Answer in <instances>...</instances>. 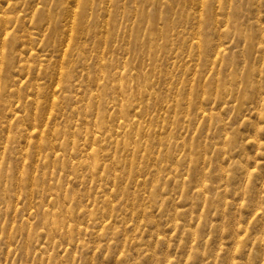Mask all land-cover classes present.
Here are the masks:
<instances>
[{
    "label": "rangeland",
    "instance_id": "1",
    "mask_svg": "<svg viewBox=\"0 0 264 264\" xmlns=\"http://www.w3.org/2000/svg\"><path fill=\"white\" fill-rule=\"evenodd\" d=\"M44 2L47 7H44L47 10L45 13L48 14L44 13V17L48 18L42 19V25L34 23L38 21L37 15L33 16L32 22H25L32 39H6L0 42V164L3 163L0 165V264H264V0ZM0 5L4 9L7 6L6 0H0ZM111 5L114 8L109 7ZM70 7L79 11L72 37L66 35L67 27H64ZM5 12L6 17L8 14L6 21H11L15 13L11 14L8 9ZM81 22H84L83 28H80ZM44 27L50 29V32L46 31L47 35L42 36L39 33L40 30L44 32ZM153 39H157L154 41L155 45ZM25 42L28 44L25 45ZM189 44L193 45L192 48ZM12 45L15 47L10 51ZM33 51L39 53L34 55ZM220 51L223 52L221 55ZM213 53L216 54L214 58ZM29 61L30 64L27 63ZM46 64L49 65L46 67ZM10 66L12 70L16 68L13 74ZM130 68L131 71L128 70ZM123 70L130 78L128 81ZM2 72L8 75L11 73V78L10 75L4 76ZM134 74H137V86ZM113 75L115 78L117 76L118 81ZM53 77L56 78L55 82ZM30 78L36 82L29 80ZM140 82H143L142 87ZM125 83L129 84L128 94L121 93L122 90L125 91ZM130 83L132 88H129ZM17 86L20 88H15ZM193 89H196V93ZM189 91L193 93L190 95ZM72 93L75 96H71ZM65 96L71 97L63 100ZM132 99L133 102L129 105L128 101L131 102ZM95 123L99 126L96 127ZM99 127L103 128L101 137L93 139L88 136L92 130L100 131ZM89 128L92 130L88 131ZM129 128L133 133L130 130L128 132ZM81 129L83 131L80 132ZM68 130L72 132L68 133ZM13 131L17 134H12ZM105 131L109 134H105ZM109 137L115 139V143ZM120 137H123V141ZM99 141L104 145L97 146L100 145ZM88 144L99 151V160L102 156L104 158L101 159L98 170L94 160L88 155L91 150ZM83 147L88 152L82 150ZM7 149L10 150L9 154ZM106 162L109 166H106ZM91 164L94 165L92 170ZM113 170L114 173L111 172ZM93 171H97V174L92 178ZM101 171L109 173L102 175ZM59 211H62L61 214ZM49 212L53 213L50 215ZM57 221L59 222L56 223Z\"/></svg>",
    "mask_w": 264,
    "mask_h": 264
},
{
    "label": "bare ground",
    "instance_id": "2",
    "mask_svg": "<svg viewBox=\"0 0 264 264\" xmlns=\"http://www.w3.org/2000/svg\"><path fill=\"white\" fill-rule=\"evenodd\" d=\"M39 1H41V2H39ZM44 1H46V0H6V5H7V6H6L4 9H2L3 6L1 7V5H0V42H1V40H6V39H11V41H12V39H18V38H21V39H22V38L32 39V34L27 30V28H26V27H27V24H25V22H29V23L32 22V20H33V16L37 15V16H38V21H39V22L36 20L37 22L35 21L34 23H35V24L41 23V25H42V22H43L42 19L44 20V18H45V17H44V13L47 12V10L45 11V9H46L47 7H46V5H44V3H45ZM104 1H105V0H104ZM115 1H116V3H117V0H114V2H115ZM206 1H207V0H206ZM208 1H209V0H208ZM42 2H43V5H41ZM78 2L80 3L81 0H78ZM114 2H111V3L113 4ZM65 3H66V1H65ZM70 3H71V2H70ZM83 3H84V1H83ZM86 3H88V2H86ZM100 3H102V2H100ZM108 3H109V2H108ZM111 3H110V4H111ZM159 3H161V2H159ZM203 3H204V2H203ZM205 3H206V2H205ZM4 4H5V3H4ZM4 4H2V5H4ZM75 4H76V2H75ZM139 4H140V3H139ZM168 4H169V2H168ZM199 4H200V3H199ZM68 5L70 6L69 3H68ZM79 5H80V4H79ZM79 5H78V6H79ZM104 5H105V4H104ZM113 5H114V4H113ZM113 5H111V6H109V7L112 8ZM72 6H73V5H72ZM84 6H85V3H84ZM98 6H99V5H98ZM126 6H127V5H126ZM44 7H45V9H44ZM85 7H86V6H85ZM88 7H89V6H88ZM92 7H93V6H92ZM107 7H108V6H107ZM127 7H128V6H127ZM220 7H221V6H220ZM48 8H49V7H48ZM99 8H100V6H99ZM113 8H114V6H113ZM1 9H2V10H1ZM7 9L10 11V13H11V12H12V13H15V14L11 17V21L9 20V22H11V23H9L8 21H6L7 18H8V14H7V17H6V15H5L6 12H5V10H7ZM49 9H50V8H49ZM67 9L69 10V8H67ZM85 9H86V8H85ZM91 9H92V8H91ZM95 9H96V8H95ZM100 9H101V8H100ZM102 9H103V8H102ZM104 9H106V7H105ZM203 9H204V8H203ZM68 10H67V11H68ZM80 10H81V6H80ZM96 10H97V9H96ZM98 10H99V9H98ZM113 10H114V9H113ZM131 10H132V9H131ZM110 11H112V10H110ZM50 12H51V11H50ZM78 12H79V11L76 12L75 9H73V8L71 9V7H70L69 15H68V17H67V18H68V21L64 24V27H65V26L67 27V32H68V34H66V35H68L69 37H72V30H74L75 21H76V19H78ZM83 12H84V11H83ZM104 12H105V11H104ZM106 12H107V11H106ZM12 13H11V14H12ZM84 13H85V12H84ZM116 13H117V12H116ZM204 13H205V12H204ZM1 14H2V15H1ZM9 15H10V14H9ZM45 15H48V14L45 13ZM49 15H50V13H49ZM217 15H218V14H217ZM79 16H81V15H79ZM82 16H83V15H82ZM82 16H81V17H82ZM87 16H88V15H87ZM90 16H91V15H90ZM107 16H108V15H107ZM81 17H80V19H81ZM122 17H123V16H122ZM47 18H48V17H47ZM47 18H45V19H47ZM65 18H66V17H65ZM102 18H103V17H102ZM210 18H211V16H210ZM56 19H57V18H56ZM52 20H53V19H52ZM62 20H63V19H62ZM143 20H144V19H143ZM256 20H257V19H256ZM41 21H42V22H41ZM55 21H56V20H55ZM64 21H65V20H64ZM81 21H82V20H81ZM149 21H150V20H149ZM215 21H216V20H215ZM227 21H228V20H227ZM84 22H85V21H84ZM84 22H83V23H84ZM87 22H88V20H87ZM106 22H107V21H106ZM144 22H146V21L144 20ZM83 23L81 22L82 26H81L80 28H83ZM133 23H134V22H133ZM10 24H11V26H10ZM43 24H44V23H43ZM47 24H48V23H47ZM79 24H80V23H79ZM81 24H80V25H81ZM50 25H52V22L50 23ZM77 25H78V24H77ZM141 25H142V24H141ZM34 26H35V25H34ZM113 26H114V25H113ZM49 27H51V26H49ZM61 27H63V26H61ZM64 27H63V28H64ZM108 27H109V26H108ZM47 28H48V27H47ZM86 28H87V27H86ZM106 28H107V27H106ZM212 28H213V27H212ZM40 29H41V28H40ZM51 29H52V27H51ZM58 29H59V28H58ZM58 29H57V30H58ZM76 29H78V27H76ZM84 29H85V27H84ZM109 29H110V28H109ZM179 29H180V28H179ZM32 30H34V29H32ZM49 30H50V29H45V27H44L42 31H44L45 33H44V32L42 33L41 30H40V33H39V34H41L42 36H45V35H47L46 31H49ZM54 30H55V28H54ZM64 30H66V29L64 28ZM107 30H108V29H107ZM231 30H232V29H231ZM234 30H235V29H234ZM30 31H31V30H30ZM77 31H79V30H77ZM80 31H81V30H80ZM103 31H104V30H103ZM159 31H160V29H159ZM215 31H216V30H215ZM31 32H32V31H31ZM34 32H35V31H34ZM37 32H38V31H37ZM49 32H50V31H49ZM49 32H48V33H49ZM100 32H101V31H99V33H100ZM104 32H105V31H104ZM104 32H103V33H104ZM107 32H108V31H107ZM107 32H106V33H107ZM152 32H154V31H152ZM196 32H197V31H196ZM219 32H220V31H219ZM242 32H243V31H242ZM73 33H74V32H73ZM103 33H102V34H103ZM150 33H151V31H150ZM57 34H58V31H57ZM63 34H64V31H63ZM91 34H92V33H91ZM146 34H147V33H146ZM194 34H195V33H194ZM196 34H197V33H196ZM199 34H200V33H199ZM199 34H198V36H199ZM37 35H38V34H37ZM74 35H76V34H74ZM77 35H78V34H77ZM140 35H141V34H140ZM150 35H151V34H150ZM188 35H189V34H188ZM241 35H242V34H241ZM241 35H240V36H241ZM196 36H197V35H196ZM33 37H34V35H33ZM35 37H36V35H35ZM48 37H49V36H48ZM63 37H64V36H63ZM154 37H155V35H154ZM231 37H232V36H231ZM233 37H234V36H233ZM61 38H62V37H61ZM65 38H67V37H65ZM120 38H121V37H120ZM145 38H146V37H145ZM240 38H241V37H240ZM246 38H247V37H246ZM202 39H203V38H202ZM23 40H25V39H23ZM54 40H55V39H54ZM69 40H70V39H69ZM73 40H74V39H73ZM73 40H72L71 42H73ZM141 40H142V39H141ZM145 40H146V39H145ZM151 40H152V39H151ZM155 40H157V39H155ZM155 40L153 39V42H154ZM11 41H10V42H11ZM33 41H34V40H33ZM41 41H42V40H41ZM46 41H47V39H46ZM195 41H196V40H195ZM16 42H17V41H16ZM147 42H148V41H147ZM155 42H156V41H155ZM155 42H154V45H155ZM180 42H181V41H180ZM180 42H179V44H180ZM22 43H23V42H22ZM26 43H27V42H25V45H26ZM36 43H37V42H36ZM67 43H68V42H67ZM151 43H152V41H151ZM197 43H198V42H197ZM220 43H221V42H220ZM252 43H253V42H252ZM4 44H5V42H4ZM10 44H11V43H10ZM16 44H17V43H16ZM27 44H28V43H27ZM30 44H31V41H30ZM33 44H34V42H33ZM79 44H80V43H79ZM92 44H93V43H92ZM183 44H186V43H183ZM222 44H223V43H222ZM258 44H259V43H258ZM1 45H2V44H1ZM6 45H7V44H6ZM25 45H24V46H25ZM59 45H60V44H59ZM140 45H142V44H140ZM171 45H172V44H171ZM220 45H221V44H220ZM3 46H4V45H3ZM3 46H2V47H3ZM16 46H17V45H16ZM37 46H38V45H37ZM42 46H43V45H42ZM70 46H71V45H70ZM152 46H153V45H152ZM174 46H175V45H174ZM182 46H183V45H182ZM189 46H190V44H189ZM191 46H193V45H191ZM191 46H190V47H191ZM221 46H222V45H221ZM253 46H255V45H253ZM10 47H12V49L10 50V51H12V50H13V47H15V46L12 45V46H10ZM20 47H21V46H20ZM20 47H19V48H20ZM22 47H23V46H22ZM27 47H28V46H27ZM27 47H26V48H27ZM34 47H35V46H34ZM54 47H55V46H54ZM62 47H63V46H62ZM62 47H60V48L62 49ZM7 48H8V47L5 48V52H6ZM16 48H17V47H16ZM16 48H15V49H16ZM30 48H31V47H30ZM73 48H74V46H73ZM134 48H135V47H134ZM137 48L139 49V47H137ZM174 48H175V47H174ZM191 48H192V47H191ZM215 48H216V46H215ZM218 48L220 49L221 47H218ZM218 48H217V49H218ZM225 48H226V47H225ZM259 48L261 49V47H259ZM263 48H264V47H263ZM263 48H262L261 50H263ZM9 49H10V48H9ZM33 49H34V48H33ZM55 49H56V47H55ZM141 49H142V48H141ZM145 49H146V48H145ZM205 49H206V47H205ZM205 49H204V50H205ZM223 49H224V48H223ZM17 50H20V49L17 48ZM17 50H16V51H17ZM28 50H32V49H28ZM34 50H35V49H34ZM178 50H179V49H178ZM190 50H191V49H190ZM225 50H226V49H225ZM252 50H253V49H252ZM261 50H260V51H261ZM55 51H56V50H55ZM70 51H71V50H70ZM72 51H73V50H72ZM197 51H198V50H197ZM209 51H210V50H209ZM222 51H223V50H222ZM222 51H220V55H221V52H222ZM8 52H9V51H8ZM19 52H20V51H19ZM19 52H18V53H19ZM36 52H37V51H36ZM36 52H35V53H36ZM63 52H64V51H63ZM188 52H189V50H188ZM194 52H195V51H194ZM253 52H254V51H253ZM263 52H264V51H263ZM0 53H1V52H0ZM24 53H25V52H24ZM27 53H28V52H27ZM30 53H31V52H30ZM32 53H34V51H33ZM35 53H34V55H35ZM37 53H39V52H37ZM58 53H59V52H58ZM68 53H69V52H68ZM152 53H154V52H152ZM203 53H204V52H203ZM216 53H217V51H216ZM222 53H223V52H222ZM259 53H260V52H259ZM261 53H262V52H261ZM4 54H5V53H4ZM13 54H15V53H13ZM45 54H46V53H45ZM45 54H44V55H45ZM73 54H74V53H73ZM79 54H80V53H79ZM204 54H205V53H204ZM0 55H1V54H0ZM7 55H10V54H7ZM18 55L20 56V54H18ZM23 55H24V54H23ZM29 55H30V54H29ZM32 55H33V54H32ZM40 55H42V54H40ZM70 55H71V54H70ZM77 55H78V52H77ZM149 55H151V54H149ZM160 55H161V54H160ZM163 55H164V54H163ZM215 55H216V54H215ZM215 55H214V53H213V58L215 57ZM5 56H6V54H5ZM12 56H13V55H12ZM12 56H11V57H12ZM26 56H27V55H26ZM38 56H39V55H38ZM42 56H43V55H42ZM48 56H50V55H48ZM67 56H68V55H67ZM151 56H152V55H151ZM151 56H150V58H151ZM0 57H1V56H0ZM15 57H16V56H15ZM15 57H14V58H15ZM20 57H21V56H20ZM30 57H31V55H30ZM39 57H40V56H39ZM44 57H45V56H44ZM52 57L54 58L53 55H52ZM222 57H223V55H222ZM14 58H13V59H14ZM22 58H23V60H24V57H22ZM50 58H51V57H50ZM81 58H82V57H81ZM139 58H141V57H139ZM145 58H146V57H145ZM156 58H157V57H156ZM262 58H263V56H262ZM7 59H8V58H7ZM11 59H12V58H11ZM11 59H10L9 61H11ZM34 59H35V58H34ZM78 59H79V56H78ZM128 59H129V58H127V61L129 62L130 59H129V60H128ZM4 60H5V59H4ZM38 60H39V59H38ZM43 60H44V59H43ZM43 60H42V61H43ZM47 60H48V59H47ZM51 60H52V58H51ZM53 60H54V59H53ZM56 60H57V59H56ZM65 60H66V58H65ZM71 60H72V59H71ZM125 60H126V59H125ZM151 60H152V58H151ZM211 60H212V59H211ZM13 61H14V60H13ZM20 61H22V60H20ZM20 61H19V64H20ZM69 61H70V60H69ZM76 61H77V60H76ZM166 61H167V60H166ZM188 61H189V60H188ZM209 61H210V60H209ZM3 62H4V61H3ZM6 62H8V61H6ZM11 62H12V61H11ZM11 62H9V63L12 64ZM37 62H38V61H37ZM48 62H49V61H48ZM60 62H61V60H60ZM177 62H178V61H177ZM212 62H213V61H212ZM4 63H5V62H4ZM23 63H24V62H23ZM27 63L30 64V61L27 62ZM33 63H34V62H33ZM33 63H31V64L33 65ZM45 63H46V60H45ZM57 63H58V62H57ZM70 63H71V61H70ZM124 63H126V64H127L126 66H128V63H127L126 61H125ZM129 63H130V62H129ZM172 63H173V62H172ZM175 63H176V61H175ZM182 63H183V62H182ZM216 63H217V62H216ZM216 63H215V64H216ZM0 64H1V63H0ZM15 64H16V61H15ZM35 64H37V63H35ZM43 64H44V63H43ZM55 64H56V63H55ZM59 64H60V63H59ZM61 64H62V63H61ZM61 64H60V65H61ZM64 64H65V61H64ZM76 64H77V63H76ZM141 64H142V63H141ZM141 64H139V65H141ZM156 64H157V63H156ZM189 64H190V63H189ZM213 64H214V63H213ZM21 65H22V63H21ZM26 65H27V64H26ZM32 65H30V66L32 67ZM40 65L42 66V64H40ZM48 65H49V64H46V67H47ZM65 65L67 66L68 64H65ZM73 65H74V64H73ZM143 65H144V64H143ZM172 65H175V64H172ZM211 65H212V64H211ZM211 65H210V66H211ZM0 66H1V65H0ZM4 66H5V64H4ZM16 66H17V65H15V67H16ZM18 66H19V65H18ZM24 66H25V64H24ZM54 66H55V65H54ZM66 66H64V67H66ZM68 66H69V65H68ZM68 66H67V67H68ZM126 66H125V67H126ZM141 66H142V65H141ZM148 66H149V65H148ZM187 66H188V65H187ZM2 67H3V65H2ZM10 67H11V70H12V66H10ZM15 67H13V68H15ZM19 67H21V66H19ZM27 67H28V66H27ZM39 67H40V66H39ZM50 67H51V66H50ZM72 67H73V66H72ZM152 67H153V66H152ZM152 67H150V69H151ZM181 67H182V66H181ZM212 67H213V66H212ZM212 67H211V68H212ZM229 67H230V66H229ZM242 67H243V66H242ZM28 68H29V67H28ZM62 68H63V67H62ZM126 68H127V67H126ZM135 68H137V67H134V69H135ZM139 68H140V66H139ZM142 68H143V66H142ZM144 68H145V66H144ZM146 68H147V67H146ZM156 68H157V67H156ZM189 68H190V67H189ZM5 69H6V68H5ZM15 69H16V68H15ZM15 69H13V70H15ZM19 69H20V68H18V71H19ZM25 69H26V67H25ZM30 69H31V68H30ZM36 69H37V68H36ZM59 69H60V68H59ZM71 69H72V68H71ZM123 69H124V65H123ZM180 69H181V68H180ZM241 69H242V68H241ZM250 69H252V68H250ZM3 70H4V69H3ZM8 70H9V69H8ZM13 70H12V72H11L12 74L14 73ZM65 70H66V68H65ZM128 70L131 71V68L128 69ZM132 70H133V69H132ZM142 70H143V69H142ZM152 70H153V69H152ZM196 70H197V69H196ZM213 70H214V67H213ZM213 70H212V71H213ZM256 70H257V69H256ZM32 71H33V68H32ZM32 71H30V73H31ZM37 71H38V70H37ZM39 71H40V70H39ZM69 71L72 72V70H69ZM74 71H75V69H74ZM103 71H104V70H103ZM120 71H121V70H120ZM123 71H124V70H123ZM136 71H137V70H136ZM138 71H141V70L138 69ZM202 71H203V70H202ZM212 71H211V72H212ZM15 72H16V70H15ZM21 72H22V73H21ZM21 72H20V73L23 75V71H21ZM66 72H67V71H66ZM66 72H65V74H66ZM71 72H70V74H71ZM118 72H119V71H118ZM127 72H128V71H127ZM4 73H5V72H4ZM4 73L2 72V74H4ZM9 73H10V72H9ZM11 73H10V74H11ZM17 73H19V72H17ZM24 73H25V72H24ZM34 73H35V72H34ZM38 73H39V72H38ZM74 73H75V72H74ZM74 73H73V74H74ZM77 73H79V72H77ZM107 73H108V72H107ZM109 73H110V72H109ZM121 73H122V72H121ZM130 73H131V72H130ZM251 73H252V72H251ZM255 73H256V72H255ZM255 73H254V74H255ZM10 74H9V75H10ZM12 74H11V75H12ZM31 74H32V73H31ZM40 74H41V73H40ZM63 74H64V73H63ZM81 74H82V73H81ZM83 74H84V73H83ZM115 74H116V73H115ZM124 74H125L124 76L127 75V73H125V71H124ZM132 74H133V73H132ZM194 74H195V73H194ZM212 74H213V72H212ZM236 74L238 75V73H236ZM236 74H235V76H236ZM256 74H257V73H256ZM5 75H6V76H9L8 74H4V76H5ZM11 75H10V78H11ZM16 75H17V74H16ZM37 75H38V74H37ZM88 75H89V74H88ZM116 75H118V74H116ZM136 75H137V74H136ZM136 75L134 74V78H135ZM144 75H145V74H144ZM195 75H197V73H196ZM30 76H32V75H30ZM69 76H71V75H69ZM69 76H68V79L70 78ZM100 76H101V74H100ZM106 76L108 77V75H106ZM120 76H121V75H120ZM124 76H123V77H124ZM140 76H141V75H140ZM235 76H234V77H235ZM257 76H258V75H257ZM257 76H256V77H257ZM1 77H2V75H1ZM24 77H25V76H24ZM34 77H35V76H34ZM61 77H62V76H61ZM107 77H106V78H107ZM113 77H114V75H113ZM126 77H127V76H126ZM136 77H137V76H136ZM193 77H194V76H193ZM203 77H204V76H203ZM207 77H208V76H207ZM254 77H255V76H254ZM13 78H14V77H13ZM18 78H19V77H18ZM22 78H23V77H22ZM37 78H38V77H37ZM41 78H42V77H41ZM41 78H40V79H41ZM43 78H44V77H43ZM50 78H51V77H50ZM58 78H59V76H58ZM66 78H67V75H66ZM66 78H65V79H66ZM71 78H72V77H71ZM102 78H103V77H102ZM114 78H115V77H114ZM116 78H117V76H116ZM116 78H115V80H117ZM118 78H119V77H118ZM128 78H129V77H127V81H128ZM145 78H146V77H145ZM197 78H198V77H197ZM239 78H240V77H239ZM4 79H6V77H5ZM55 79H56V78H55ZM55 79H54V77H53V81H54V82H55ZM98 79H100L99 76H98ZM108 79L110 80V77H109ZM123 79H124V78H122V81H123ZM129 79H130V78H129ZM135 79H136V78H135ZM138 79H139V78H138ZM147 79H148V77H147ZM172 79H173V78H172ZM204 79H205V78H204ZM29 80H32V79L30 78ZM63 80H64V79H63ZM63 80H62V82H63ZM100 80H101V79H100ZM112 80H113V79H112ZM131 80H132V79H131ZM131 80H130V81H131ZM145 80H146V79H144V81H145ZM185 80H186V79H185ZM236 80H237V79H236ZM2 81H3V80H2ZM8 81H9V80H8ZM15 81H16V80H15ZM32 81H35V80L33 79ZM38 81H39V79H38ZM103 81H104V79H103ZM106 81H107V79H106ZM117 81H118V80H117ZM119 81H120V80H119ZM122 81H121V82H122ZM125 81H126V80H125ZM127 81H126V82H127ZM130 81H129V82H130ZM142 81H143V80H142ZM144 81H143V82H144ZM148 81H150V80H148ZM193 81H194V80H193ZM234 81H235V79H234ZM20 82H22V81L20 80ZM25 82H28V81L26 80ZM25 82H24V83H25ZM35 82H36V81H35ZM58 82H60V81H58ZM64 82H65V81H64ZM64 82H63V83H64ZM68 82H69V81H68ZM101 82H102V81H101ZM104 82H105V81H104ZM115 82H116V81H115ZM136 82H138L137 79H136V81H135V84H136V86H137V83H136ZM143 82H140V83H141V87H142ZM146 82H147V81H146ZM158 82H159V81H158ZM189 82H191V81L189 80ZM223 82H224V81H223ZM254 82H255V81H254ZM254 82H253V83H254ZM29 83H30V81H29ZM63 83H62V84H63ZM65 83H66V82H65ZM69 83H70V82H69ZM105 83H106V82H105ZM108 83H109V82H108ZM140 83H139V84H140ZM150 83H151V82H150ZM150 83H148V84L151 85ZM174 83H175V82H174ZM181 83H182V81H181ZM183 83H184V82H183ZM211 83H212V82H211ZM3 84H4V83H3ZM6 84H7V83H6ZM22 84H23V82L21 83V85H22ZM35 84H36V83H35ZM37 84L39 85V83H37ZM60 84H61V83H60ZM109 84H110V83H109ZM120 84H121V83H120ZM125 84H126V83H125ZM130 84H131V86H130L129 88H132V83H130ZM148 84H146V85H148ZM169 84H172V83H169ZM184 84H185V83H184ZM186 84H187V83H186ZM186 84H185V85H186ZM212 84H213V83H212ZM236 84H237V82H236ZM238 84H239V83H238ZM243 84H244V83H243ZM33 85H34V84H33ZM38 85H37V86H38ZM64 85H65V84H64ZM66 85H67V84H66ZM101 85H102V84H100V86H101ZM105 85H106V84H105ZM127 85L129 86V84L127 83L126 86H125L126 88H124L125 91L122 90L121 93H122V92H125V93L128 94V92H127V91H128V89H127L128 86H127ZM153 85H154V84H153ZM153 85H152V86H153ZM199 85H200V84H199ZM218 85H219V84H218ZM222 85H223V84H222ZM224 85H225V84H224ZM4 86H5V84H4ZM7 86H8V85H7ZM18 86H19V85H18ZM18 86L15 87V88L19 89L20 87L18 88ZM69 86H70V85H69ZM106 86H107V85H106ZM109 86H110V85H109ZM109 86H108V88H109ZM113 86H114V84H113ZM120 86H121V85H120ZM120 86H119V87H120ZM197 86H198V85H197ZM197 86H196V88H198ZM240 86H241V85H240ZM10 87H11V86H10ZM10 87H9V88H10ZM22 87H23V86H22ZM26 87H28V86H26ZM31 87L34 88L33 86H31ZM54 87H56V86H54ZM54 87H53V88H54ZM58 87H59V86H58ZM58 87H56V88H58ZM60 87H61V86H60ZM119 87H118V88H119ZM123 87H124V83H123ZM123 87H122V89H123ZM147 87H148V86H146V88H147ZM184 87H186V86H184ZM201 87H204V85H203V86L201 85ZM210 87H211V84H210ZM221 87H222V86H221ZM221 87H220V89H221ZM251 87H252V86H251ZM0 88H1V87H0ZM5 88H6V86H5ZM11 88H12V87H11ZM24 88H25V87H24ZM28 88H29V87H28ZM35 88H36V86H35ZM38 88H39V87H38ZM63 88H64V87H63ZM104 88H105V86H104ZM120 88H121V87H120ZM144 88H145V87H144ZM182 88H183V87H182ZM216 88H217V87H216ZM2 89H3V87H2ZM7 89H8V88H7ZM142 89H143V88H142ZM142 89H141V92L143 93ZM149 89H150V88H149ZM202 89H203V88H202ZM220 89H219V90H220ZM229 89H230V88H229ZM237 89H238V88H237ZM3 90L6 91L5 89H3ZM3 90H2V92H3ZM8 90H10V89H8ZM14 90H15V89H14ZM14 90H13V91H14ZM28 90H29V89H28ZM30 90H31V89H30ZM36 90H37V89H36ZM39 90H40V88H39ZM63 90H65V88H64ZM102 90H103V87H102ZM120 90H121V89H120ZM193 90H194V89H193ZM195 90H196V89H195ZM195 90H194V91H195ZM223 90H224V89H223ZM226 90H227V89H226ZM255 90H256V88H255ZM33 91H35V89H34ZM56 91H57V90H56ZM76 91H77V89H76ZM130 91H131V90H130ZM135 91H136V89H135ZM135 91H133V93H136ZM138 91H139V89H138ZM146 91H147V90H146ZM201 91H202V90H201ZM201 91H200V92H201ZM0 92H1V91H0ZM19 92H20V90L18 91V93H19ZM54 92H55V91H54ZM54 92H53V93H54ZM97 92H98V91H97ZM99 92H100V91H99ZM101 92H102V91H101ZM131 92H132V91H131ZM224 92H226V91H224ZM230 92H231V89H230V91H229L228 93H230ZM5 93H6V92H5ZM9 93H10V92H9ZM11 93H12V92H11ZM16 93H17V92H16ZM33 93H34V92H33ZM35 93H36V92H35ZM44 93H45V92H44ZM60 93H61V92H60ZM60 93H59V95H60ZM91 93H92V92H91ZM103 93H104V92H103ZM133 93H132V94H133ZM149 93H150V91H149ZM189 93H190V91H189ZM191 93H193V91H192ZM191 93H190V95H191ZM195 93H196V91H195ZM195 93H194V94H195ZM228 93H227V94H228ZM13 94H14V93H13ZM29 94H30V93H28V95H29ZM31 94H32V93H31ZM40 94H41V93H40ZM40 94H39V95H40ZM63 94H65V93H63ZM96 94H97V93H96ZM127 94H126V95H127ZM132 94H131V95H132ZM204 94H205V93H204ZM3 95H4V92H3ZM48 95H49V94H48ZM50 95H51V94H50ZM50 95H49V96H50ZM54 95H55V94H54ZM61 95H62V94H61ZM99 95H101V94H99ZM107 95H108V94H107ZM120 95H121V94L119 93V96H120ZM126 95L124 94V96H126ZM140 95H141V94H140ZM142 95H144V94H142ZM146 95H147V94H146ZM149 95H150V94H149ZM195 95H196V94H195ZM198 95H199V94H198ZM205 95H206V94H205ZM1 96H2V94H1ZM1 96H0V97H1ZM4 96H6V95H4ZM8 96H9V95H8ZM13 96H14V95H13ZM18 96H19V94H18ZM34 96H35V95H34ZM42 96H43V95H42ZM45 96H46V94H45ZM71 96H75V95H73V93H72ZM71 96H65V97H63V100H64V98H66V97L68 98V97H71ZM95 96H96V95H95ZM136 96H138V94H137ZM31 97H32V95H31ZM36 97H37V96H36ZM53 97H54V96H53ZM90 97H91V96H90ZM127 97H128V95H127ZM131 97H133V96H131ZM131 97H130V100H131ZM142 97H143V96H142ZM201 97H202V96H201ZM12 98H13V97H12ZM14 98H15V97H14ZM26 98H28V97L26 96ZM55 98H56V97H55ZM76 98H77V97H76ZM78 98H79V97H78ZM80 98H81V97H80ZM91 98H92V97H91ZM122 98H123V97H122ZM134 98H135V96H134ZM136 98H137V97H136ZM192 98H193V97H192ZM207 98H208V97H207ZM219 98H220V97H219ZM219 98H218V99H219ZM50 99H51V98H50ZM61 99H62V98H61ZM94 99H95V98H94ZM102 99H103V98H102ZM117 99H119V98H117ZM126 99H127V98H126ZM128 99H129V98H128ZM142 99H143V98H142ZM148 99H149V98H148ZM176 99H177V98H176ZM210 99H211V97L209 98V101H210ZM23 100H24V99H23ZM29 100H30V99H29ZM36 100H37V99H36ZM36 100H35V101H36ZM78 100H79V99H78ZM82 100H83V98H82ZM130 100H129V101H130ZM134 100H135V99H134ZM143 100H144V99H143ZM152 100H153V99H152ZM178 100H179V99H178ZM194 100H195V99H194ZM200 100H201V99H200ZM207 100H208V99H207ZM26 101H27V100H26ZM35 101H34V102H35ZM39 101H40V100H39ZM42 101H43V100H42ZM47 101H48V100H47ZM47 101H46V103H48ZM61 101H62V100H61ZM76 101H77V100H76ZM86 101H87V99H86ZM89 101H90V100H89ZM93 101L95 102V100H93ZM97 101H98V100H97ZM105 101H106V99H105ZM105 101H104V103H105ZM114 101H115V100H114ZM127 101H128V100H127ZM129 101H128V103H129V105H130V103L133 102V99H132L131 102H129ZM136 101H137V100H136ZM138 101H139V100H138ZM190 101H192V100H189V102H190ZM202 101H203V98H202ZM260 101H261V99H260ZM260 101H259V102H260ZM49 102H50V101H49ZM51 102H53V101H51ZM51 102H50V103H51ZM79 102H80V101H79ZM79 102H78V103H79ZM90 102H91V101H90ZM124 102H125V101H124ZM177 102H178V101H177ZM183 102H185V101H183ZM187 102H188V101H187ZM263 102H264V101H263ZM18 103H19V102H18ZM32 103H33V102H32ZM32 103H31V104H32ZM35 103H36V102H35ZM58 103H60V102H58ZM97 103H98V102H97ZM109 103H110V102H109ZM111 103H112V102H111ZM205 103H206V102H205ZM205 103H204V104H205ZM207 103H208V102H207ZM211 103H212V102H211ZM213 103H214V102H213ZM7 104H8V103H7ZM86 104H87V103H86ZM102 104H103V103H102ZM125 104H127V103H125ZM176 104H177V103H176ZM181 104H182V103H181ZM183 104H184V103H183ZM186 104H187V103H186ZM202 104H203V103H202ZM0 105H1V104H0ZM8 105H9V104H8ZM10 105H11V103H10ZM33 105H34V104H33ZM41 105H43V104H41ZM115 105H116V104H115ZM129 105H128V106H129ZM200 105H201V104H200ZM209 105H211V104H209ZM1 106H2V105H1ZM11 106H12V105H11ZM38 106H39V105H38ZM48 106H49V105H48ZM60 106H61V104H60ZM88 106H89V105H88ZM98 106H99V103H98ZM108 106H111V105H108ZM108 106H107L106 110L108 109ZM113 106H114V105H113ZM116 106H117V105H116ZM119 106H120V102H119ZM123 106H124V104H123ZM123 106H122V108H125V107H123ZM125 106H126V105H125ZM132 106L134 107V103H133ZM132 106H131V107H132ZM12 107H13V106H12ZM33 107H34V106H33ZM35 107H36V106H35ZM57 107H59V106H57ZM67 107H68V106H67ZM85 107H86V106H85ZM90 107H91V106H90ZM93 107H94V106H93ZM96 107H97V106H96ZM133 107H132V108H133ZM259 107H260V106H259ZM38 108H40V107H38ZM51 108H52V107H51ZM62 108H63V107H62ZM111 108L113 109V107H111ZM120 108H121V107H119V109H120ZM200 108H202V107H200ZM200 108H198V110H199ZM207 108H208V107H207ZM216 108H217V107H216ZM10 109H11V108H10ZM55 109H56V108H55ZM58 109H59V108H58ZM84 109H85V108H84ZM87 109H88V107H87ZM116 109H117V108H116ZM129 109H130V108H129ZM184 109H186V108H184ZM1 110H2V109H1ZM5 110H6V109H5ZM32 110H33V108H32ZM51 110H52V109H51ZM59 110H60V109H59ZM59 110H58V112H59ZM80 110H81V109H80ZM110 110H111V109H110ZM117 110H118V109H117ZM117 110H116V111H117ZM127 110H128V109H127ZM135 110H136V109H135ZM198 110H197V112H198ZM11 111H12V109H11ZM84 111H85V110H84ZM103 111H104V110H103ZM103 111H101V112H103ZM119 111H121V110H119ZM125 111H126V110H124V113H126ZM128 111H130V110H128ZM131 111H132V110H131ZM133 111H134V108H133ZM136 111H137V110H136ZM136 111H135V112H136ZM189 111H190V110H189ZM189 111H188L187 115H189ZM203 111H205V109H204ZM215 111H216V109H215ZM14 112H16V111H14ZM30 112H31V111H30ZM91 112H92V111H91ZM96 112H97V110H96ZM107 112H108V111H107ZM113 112H114V111H113ZM201 112H202V111H201ZM206 112H207V111H206ZM209 112H210V111H209ZM20 113H21V112H20ZM32 113H33V111H32ZM50 113H51V112H50ZM52 113H53V112H52ZM98 113H99V112H98ZM118 113H120V112H118ZM124 113H123V115H126V114H124ZM174 113H175V112H174ZM202 113H203V112H202ZM212 113H213V115H215L214 112H212ZM249 113H250V112H249ZM7 114H8V113H7ZM64 114H65V112H64ZM89 114H91V113L89 112ZM96 114H97V113H96ZM132 114H133V113H132ZM134 114H135V113H134ZM136 114H137V112H136ZM136 114H135V115H136ZM142 114H143V113H142ZM9 115H10V114H9ZM11 115H12V114H11ZM14 115H15V114H14ZM27 115H28V114H27ZM29 115H31V114H29ZM57 115H58V113L56 114V116H57ZM91 115H92V114H91ZM97 115H98V114H97ZM97 115H96V118H97ZM101 115H102V114H101ZM105 115H106V114H105ZM112 115H113V113H112ZM180 115H181V114H180ZM198 115H199V114H198ZM200 115H202V114H200ZM209 115H210V114H209ZM16 116H17V114H16ZM16 116H15V118H16ZM20 116H22V115H20ZM31 116H32V115H31ZM56 116H54V117H56ZM78 116H79V115H77V117H78ZM80 116H81V114H80ZM80 116H79V117H80ZM88 116H89V115H88ZM92 116H93V115H92ZM107 116H108V115H107ZM109 116H110V115H109ZM109 116H108V117H109ZM116 116H117V114H116ZM121 116H122V115H121ZM129 116H130V115H129ZM173 116H174V115H173ZM17 117H18V116H17ZM25 117H26V116H25ZM45 117H47V115H45ZM94 117H95V116H94ZM94 117H93L92 120H94ZM105 117H106V116H105ZM117 117H118V116H117ZM133 117H134V116H133ZM135 117H136V116H135ZM148 117H149V116H148ZM166 117H167V116H166ZM200 117H201V116H200ZM203 117H204V116H203ZM203 117H202V118H203ZM210 117H211V116H210ZM218 117H219V114H218ZM80 118H82V116H81ZM85 118H86V117H85ZM90 118H91V117H90ZM106 118H107V117H106ZM111 118H112V117H111ZM111 118H110V120H111ZM119 118H120V117H119ZM124 118H125V117H124ZM126 118H127V117H126ZM169 118H170V117H169ZM208 118H209V116H208ZM26 119H27V118H26ZM28 119H29V118H28ZM51 119H52V117H51ZM114 119H115V118H114ZM150 119H151V118H150ZM166 119H167V118H166ZM178 119H179V118H178ZM210 119H211V118H210ZM23 120H24V119H23ZM32 120H34L33 117H32ZM44 120H45V118H44ZM44 120H43V121H44ZM47 120H48V119H47ZM53 120H55V119H53ZM57 120H58V119H57ZM82 120H83V118H82ZM87 120H89V118H88ZM87 120H86V121H87ZM120 120H121V119H120ZM122 120H123V118H122ZM124 120H125V119H124ZM127 120H128V118L126 119V121H127ZM134 120H135V119H134ZM4 121H5V120H4ZM10 121H11V117H10ZM18 121H19V120H18ZM20 121H21V120H20ZM30 121H31V120H30ZM64 121H65V120H64ZM99 121H101V120H99ZM104 121H105V120H104ZM129 121H130V119H129ZM129 121H128V122H129ZM138 121H139V120H138ZM153 121H154V120H153ZM160 121H161V120H160ZM165 121H166V120H165ZM95 122H96V121H95ZM111 122H112V121H111ZM115 122H116V121H115ZM131 122H132V120H131ZM151 122H152V121H151ZM161 122H162V121H161ZM6 123H7V122H6ZM10 123H11V122H10ZM37 123H38V122H37ZM47 123H48V122H47ZM50 123H51V122H50ZM59 123H60V122H59ZM93 123H94V122H93ZM99 123H100V122H99ZM99 123H98V124H99ZM113 123H114V120H113ZM113 123H112V124H113ZM116 123H117V122H116ZM118 123H119V122H118ZM125 123H126V126H127V125H128L127 122H125ZM133 123H134V122H133ZM172 123H173V121H172ZM222 123H223V122H222ZM15 124H16V123H15ZM57 124H58V123H57ZM87 124H88V121H87ZM101 124H104V122H103V123L101 122ZM101 124H100V125H101ZM105 124H106V122H105ZM109 124H110V123H109ZM139 124H140V123H139ZM142 124H143V123H142ZM142 124H141V125H142ZM5 125H6V124H5ZM5 125H4V126H5ZM76 125H77V124H76ZM81 125H82V123H81ZM88 125H90V124H88ZM107 125H108V123H107ZM123 125H124V124H123ZM123 125H122V127H123ZM143 125H144V124H143ZM175 125H176V124H175ZM43 126H44V125H43ZM46 126H47V125H46ZM73 126H74V125H73ZM95 126H96V123H95ZM97 126H99V125H97ZM97 126H96V127H97ZM113 126H115V125H113ZM130 126H131V125H130ZM138 126H139V125H138ZM152 126H153V124H152ZM152 126H151V127H152ZM2 127H3V126H2ZM34 127H35V126H33L32 129H33ZM40 127H41V126H40ZM48 127H49V126H48ZM51 127H52V126H51ZM68 127H69V126H68ZM70 127H71V125H70ZM70 127H69V128H70ZM77 127H78V126H77ZM83 127H84V125H83ZM88 127H89V126H88ZM100 127H101V126H100ZM100 127H99V128H100ZM108 127H109V125H108ZM115 127H117V126H115ZM122 127H121L120 129H121L122 133L125 134V131H123V128H124V127H123V128H122ZM133 127L135 128V125H134ZM136 127H137V126H136ZM140 127H141V126H140ZM147 127H148V126H147ZM163 127H164V126H163ZM8 128H10V125L8 126ZM19 128H20V127H19ZM81 128H82V127H81ZM85 128H87V127H85ZM85 128H84V129H85ZM94 128H95V127H94ZM99 128H98V129H99ZM127 128H128V126H127ZM137 128H138V127H137ZM4 129H5V128H4ZM6 129H7V128H6ZM36 129H37V128H36ZM87 129H88V128H87ZM96 129H97V128H96ZM106 129H107V127H106ZM106 129H105V130H106ZM109 129H110V127H109ZM111 129H112V126H111ZM118 129H119V127H118ZM130 129H131V128L128 129V132H129ZM132 129H133V128H132ZM135 129H136V128H135ZM147 129H148V128H147ZM197 129H198V128H197ZM255 129H256V128H255ZM0 130H1V129H0ZM10 130H11V129H10ZM33 130H34V129H33ZM33 130H32V131H33ZM38 130H39V128H38ZM55 130H56V129H55ZM74 130H75V129H74ZM90 130H92V129L89 128L88 131H90ZM99 130H100V131H97V130H94V131H93V130H92V132H89V133L86 132V133H88V136H89V137H92V138H93V137H94V138H98V137H101V134H102L101 130H103V128H102V129L100 128ZM133 130H134V129H133ZM149 130H150V129H149ZM149 130H146V131H149ZM162 130H163V129H162ZM258 130H259V129H258ZM5 131H6V130H5ZM41 131H42V130H41ZM41 131H40V132H41ZM64 131H65V128H64ZM70 131H71V130H70ZM70 131L68 130V133H69ZM76 131H77V130H76ZM81 131H83V130L81 129L80 132H81ZM107 131H108V130H107ZM107 131H105V134L108 135L109 133H106ZM109 131H110V130H109ZM112 131H113V130H112ZM112 131H111L110 133H112ZM114 131H117V130L115 129ZM121 131H120V132H121ZM131 131H132V130H130V132H131ZM134 131H135V130H134ZM136 131H137V130H136ZM136 131H135V132H136ZM139 131H140V130H139ZM150 131H151V130H150ZM150 131H149V132H150ZM153 131H154V130H152V132H153ZM155 131H158V130H156V128H155ZM9 132H10V131H9ZM9 132H7V134H9ZM19 132H20V131H19ZM30 132H31V131H30ZM50 132H53V131L50 130ZM57 132H58V131H57ZM57 132H56V133H57ZM71 132H72V131H71ZM135 132H134V133H135ZM172 132H173V131H172ZM255 132H256V131H255ZM258 132H259V131H258ZM4 133H5V132H4ZM43 133H44V132L42 131V134H43ZM66 133H67V132H66ZM73 133H74V132H73ZM78 133H79V130H78ZM82 133H84V132H82ZM90 133H91V134H90ZM122 133H121V134H122ZM131 133H133V132H131ZM137 133H138V132H137ZM137 133H136V135H137ZM155 133H156V132H155ZM12 134H14V131H13ZM12 134H11V137H12ZM16 134H17V133H16ZM16 134H14V135H16ZM33 134H34V133H33ZM35 134H36V133H35ZM71 134H72V133H71ZM103 134H104V133H103ZM117 134L120 135L119 133H117ZM14 135H13V136H14ZM29 135H30V134H29ZM43 135H44V134H43ZM43 135H42V136H43ZM68 135H69V134H68ZM74 135L76 136V133H75ZM80 135H84V134H81V133H80ZM127 135H129V134L127 133ZM130 135H131V134H130ZM142 135H143V134H142ZM142 135H139V136L141 137ZM144 135H145V134H144ZM149 135H150V134H149ZM149 135H148V136H149ZM8 136H9V135H8ZM62 136H63V134H62ZM102 136H103V135H102ZM116 136H117V135H116ZM122 136L124 137V135H122ZM133 136H134V135H133ZM235 136H236V135H235ZM6 137H7V136H6ZM14 137H15V136H14ZM32 137H33V136H32ZM40 137H41V136H40ZM40 137H39V138H40ZM89 137H88V138H89ZM106 137H107V136H106ZM112 137H113V135H112ZM123 137H122V138H123ZM129 137H130V136H129ZM224 137H225V136H224ZM0 138H1V137H0ZM8 138H10V136H9ZM21 138H22V137H21ZM42 138L44 139V136H43ZM75 138H76V137H75ZM83 138H84V136H83ZM83 138H82V139H83ZM85 138H86V136H85ZM94 138H93V139H94ZM110 138H111V137H109V139H110ZM120 138H121V137H120ZM120 138H118V139L120 140ZM122 138H121V140H122ZM127 138H128V137H127ZM127 138H126V140H128ZM138 138H139V137H138ZM231 138H232V137H231ZM45 139H46V137H45ZM86 139H87V138H86ZM101 139H102V138H101ZM111 139H112V138H111ZM132 139H133V138H132ZM136 139H137V138H136ZM143 139H145V138H143ZM5 140H6V139H5ZM9 140H11V138H10ZM9 140H8V141H9ZM17 140H18V138H17ZM69 140H70V139H69ZM84 140H85V139H84ZM95 140H96V139H95ZM112 140H113V139H112ZM112 140H109V141H112ZM226 140H227V138H226ZM0 141H1V139H0ZM58 141H59V140H58ZM64 141H65V139H64ZM71 141H73V140H71ZM74 141H75V140H74ZM81 141H82V140H81ZM87 141H88V139L86 140V142H87ZM105 141H106V139H105ZM113 141H114V143H115V139H114ZM117 141H118V140H117ZM122 141H123V140H122ZM131 141H132V140H131ZM137 141H138V140H137ZM227 141H228V140H227ZM5 142H6V141H4V143H5ZM56 142H57V141H56ZM67 142H68V141H67ZM94 142H95V141H94ZM118 142H119V141H118ZM127 142H128V141H127ZM127 142H126V143H127ZM129 142H130V141H129ZM134 142H135V141H134ZM134 142H132V144H133ZM138 142H139V141H138ZM0 143H1V142H0ZM4 143H3V144H4ZM6 143H7V142H6ZM48 143H49V142H48ZM57 143H58V142H57ZM69 143H70V142H69ZM71 143H74V142H71ZM82 143H83V141H82ZM89 143H90V142H89ZM92 143H93V142H91V144H92ZM103 143H104V141H103ZM123 143H124V142H123ZM139 143H141V141H140ZM148 143H149V142H148ZM150 143H152V142H150ZM9 144H10V143H9ZM52 144H53V143H52ZM63 144H64V143H63ZM75 144H76V141H75ZM86 144H87V143H86ZM98 144H100V145H97V146H103V145H104V144L101 145V142H100V141H99ZM118 144H120V143H118ZM130 144H131V142L129 143V145H130ZM161 144H162V143H161ZM257 144H258V143H257ZM6 145H7V144H6ZM66 145H68V144H66ZM66 145H65V146H66ZM81 145H82V144H80V146H81ZM88 145H89V144H88ZM92 145L95 146L96 144H95V145L92 144ZM122 145H123V144H122ZM9 146H10V145H9ZM9 146H8V147H9ZM70 146H71V145H70ZM73 146H74V145H72L71 147H73ZM84 146H85V145H84ZM89 146L91 147V145H89ZM89 146H88V147H89ZM116 146H118V145H116ZM127 146H128V145H127ZM134 146H135V144H134ZM198 146H199V144H198ZM198 146H197V147H198ZM75 147H76V146H75ZM78 147H79V146H78ZM95 147H96V146H95ZM95 147H91V150H90V152H89L88 155L94 160V162H95V164H96L95 167H96V169L98 170L99 167H100V166H99L100 161H101V159L103 158V156H102L101 159L99 160V151H98ZM107 147H108V145H107ZM122 147H123V146H122ZM138 147H139V146H138ZM197 147H196V148H197ZM222 147H223V146H222ZM261 147H262V146H261ZM0 148H1V147H0ZM116 148H117V147H116ZM119 148H120V146H119ZM134 148H135V147H134ZM159 148H160V147H159ZM4 149H5V148H4ZM9 149H10V148H9ZM21 149H22V147H21ZM21 149H20V150H21ZM73 149H74V148H73ZM83 149H84V147L82 148V150H83ZM89 149H90V148H89ZM99 149H100V148H99ZM113 149H115V148H113ZM124 149H125V148H124ZM221 149H222V148H221ZM5 150H6V149H5ZM7 150H8V149H7ZM23 150H24V149H22V151H23ZM64 150H65V149H64ZM76 150H77V149H76ZM84 150L87 151L86 149H84ZM102 150H103V149H102ZM129 150H130V149H129ZM2 151H3V150H2ZM9 151H10V150H8V154H9ZM11 151H12V150H11ZM137 151H138V150H137ZM161 151H162V150H161ZM4 152H5V151H4ZM74 152H75V151H74ZM87 152H88V151H87ZM87 152H85V153L87 154ZM100 152H101V149H100ZM108 152H109V151H108ZM110 152H111V151H110ZM135 152H136V150H135ZM157 152H158V151H157ZM10 153H11V152H10ZM55 153H56V152H55ZM106 153H107V152H106ZM132 153H133V151H132ZM160 153H161V152H160ZM79 154H80V153H79ZM101 154H102V153H101ZM104 154H105V153H104ZM112 154H114V152H113ZM75 155H76V154H75ZM108 155H109V153H108ZM108 155L106 154V156H108ZM116 155H118V154H116ZM132 155H133V154H132ZM145 155H147V154L145 153ZM150 155H151V154H150ZM62 156H63V155H62ZM80 156H81V155H80ZM106 156H105V157H106ZM111 156H112V155H111ZM0 157H1V156H0ZM29 157H30V156H29ZM116 157H118V156H116ZM4 158H5V157H4ZM9 158H10V157H9ZM79 158H80V157H79ZM84 158H85V157H84ZM112 158H114V157H112ZM134 158H135V157H134ZM134 158H133V162H134ZM159 158H160V157H159ZM58 159H59V158H58ZM60 159H61V158H60ZM60 159H59V160H60ZM103 159H104V158H103ZM131 159H132V157H131ZM131 159H130V160H131ZM183 159H184V157H183ZM7 160H8V158H7ZM87 160H88V159H87ZM106 160L108 161V159H106ZM116 160H117V159H116ZM121 160H122V159H121ZM243 160H244V159H243ZM246 160H247V159H246ZM4 161H5V160H4ZM81 161H82V160H81ZM110 161H112V160H110ZM114 161H115V160H114ZM125 161H126V159H125ZM128 161H129V160H128ZM202 161H203V160H202ZM236 161H237V160H236ZM84 162H87V161H84ZM103 162H104V161H103ZM115 162H117V161H115ZM131 162H132V161H131ZM136 162H137V160H136ZM163 162H164V161H163ZM188 162H189V161H188ZM4 163H5V162H4ZM91 163H92V162H91ZM106 163H107L106 166H109V165H108V162H106ZM202 163H203V162H202ZM231 163H232V162H231ZM71 164H72V163H71ZM83 164H84V163H83ZM83 164H82V165H83ZM115 164H118V163H115ZM119 164H120V163H119ZM125 164H126V163H125ZM127 164H128V163H127ZM131 164H132V163H131ZM0 165L2 166L3 163L0 164ZM91 165H92V164H91ZM153 165H154V164H153ZM1 166H0V167H1ZM64 166H65V165H64ZM93 166H94V165L91 166V170H92V167H93ZM104 166H105V165H104ZM111 166H112V165H111ZM119 166H120V165H119ZM132 166H133V165H132ZM50 167H51V165H50ZM89 167H90V161H89ZM89 167H88V172H89ZM114 167H115V165H114ZM110 168H111V167H110ZM112 168H113V167H112ZM115 168H117V167H115ZM123 168H124V167H123ZM123 168H122V169H123ZM196 168H197V167H196ZM206 168H207V167H206ZM1 169H2V168H1ZM31 169H32V168H31ZM54 169H55V168H54ZM93 169L95 170V168H93ZM101 169H102V168H101ZM118 169L120 170L121 168H118ZM122 169H121V170H122ZM126 169H127V167H126ZM126 169H125V170H126ZM107 170H108V169H107ZM127 170H128V169H127ZM129 170H130V169H129ZM129 170H128V171H129ZM156 170H157V169H156ZM1 171H2V170H1ZM46 172H47V171H46ZM102 172H103L102 175H106L108 171H107V172L105 171V174H104V171H101V173H102ZM111 172L114 173V170L111 171ZM111 172H110V173H111ZM124 172H125V171H124ZM124 172H122L121 174L123 175ZM131 172H132V171H131ZM168 172H169V171H168ZM86 173H87V172H86ZM108 173H109V172H108ZM113 173H112V174H113ZM115 173H116V170H115ZM119 173H120V172H119ZM119 173H118V174H119ZM0 174H1V173H0ZM87 174H88V173H87ZM93 174H94V175H92V178H93V176H95V175L97 174V171H96V172L93 171ZM126 174H127V172H126ZM129 174H130V172H129ZM129 174H128V175H129ZM246 174H247V173H246ZM1 175H2V174H1ZM88 175H89V174H88ZM88 175H87V176H88ZM98 175H99V173H98ZM108 175H109V174H108ZM251 175H252V174H251ZM115 176H116V174H115ZM118 176H119V175H117V177H118ZM246 176H247V175H246ZM55 177H56V176H55ZM101 177L103 178V176H101ZM106 177H107V176H106ZM106 177H105V178H106ZM165 177H166V176H165ZM198 177H199V176H198ZM90 178H91V177H90ZM113 178H114V177H113ZM113 178H112V179H113ZM140 178H141V177H140ZM160 178H161V177H160ZM185 178H186V177H185ZM203 178H204V177H203ZM51 179H52V178H51ZM250 179H251V178H250ZM61 180H62V179H61ZM114 180H115V179H114ZM115 181H116V180H115ZM200 181H201V180H200ZM125 182H126V181H125ZM249 182H250V180H249ZM122 183H123V182H122ZM163 183H164V182H163ZM175 185H176V184H175ZM186 185H187V184H186ZM76 186H77V185H76ZM201 186H202V185H201ZM252 186H253V185H252ZM4 187H5V186H4ZM49 187H50V186H49ZM63 187H64V186H63ZM91 187H92V185H91ZM97 187H98V186H97ZM163 187H164V186H163ZM213 187H214V186H213ZM213 187H212V189H213ZM61 188H62V187H61ZM154 188H155V187H154ZM201 188H202V187H201ZM248 188H249V187H248ZM155 189H156V188H155ZM70 190H71V189H70ZM79 190H80V189H79ZM113 190H114V189H113ZM125 190H126V189H125ZM151 190H152V189H151ZM235 190H236V189H235ZM109 191H110V190H109ZM220 191H221V190H220ZM59 192H60V189H59ZM143 193H144V192H143ZM152 193H153V192H152ZM251 193H252V192H251ZM60 194H61V193H60ZM81 194H82V193H81ZM10 196H11V195H10ZM166 196H167V195H166ZM178 196H179V195H178ZM203 196H204V195H203ZM218 196H219V195H218ZM105 197H106V196H105ZM107 197H108V196H107ZM158 197H159V196H158ZM28 198H29V197H28ZM122 198H123V197H122ZM156 198H157V197H156ZM206 198H207V197H206ZM46 199H47V198H46ZM159 199H160V197H159ZM165 199H166V198H165ZM50 200H52V199L50 198ZM53 200H54V199H53ZM23 201H24V200H23ZM45 201H46V200H45ZM147 201H148V200H147ZM226 202H227V200H226ZM0 203H1V202H0ZM53 203H54V202H53ZM53 203H52V204H53ZM86 203H87V202H86ZM122 203H123V202H122ZM230 203H231V202H230ZM91 204H92V203H91ZM94 204H95V203H94ZM148 204H149V203H148ZM165 204H166V203H165ZM18 205H19V204H18ZM97 205H98V204H97ZM227 205H228V204H227ZM49 206H50V205H49ZM53 206H54L53 208H55V211H56V207H55V205H53ZM56 206H57V205H56ZM91 206H92V205H91ZM22 207H23V206H22ZM47 207H48V206H47ZM64 207H65V206H64ZM64 207H63V208H64ZM111 207H112V206H111ZM119 207H120V206H119ZM184 207H185V206H184ZM14 208H15V207H14ZM53 208H52V210H53ZM108 208H109V207H108ZM181 208H182V207H181ZM219 208H221V207H219ZM44 209H45V208H44ZM44 209H43V210H44ZM47 209H48V208H47ZM50 209H51V207H50ZM59 209H60V208H59ZM59 209H58V210H59ZM102 209H103V208H102ZM43 210H42V212H43ZM63 210H64V209H63ZM80 210H81V209H80ZM147 210H148V209H147ZM176 210H177V209H176ZM53 211H54V210H53ZM72 211H73V210H72ZM119 211H120V210H119ZM190 211H191V210H190ZM50 212H51V211H50ZM50 212H49V214H50ZM56 212H57V211H56ZM59 212H60V211H59ZM61 212H62V211H61ZM61 212H60V214H61ZM141 212H142V211H141ZM143 212H144V211H143ZM52 213H53V212H52ZM52 213H51V214H52ZM54 213H55V212H54ZM63 213H64V211H63ZM63 213H62V214H63ZM82 213H83V212H82ZM12 214H13V213H12ZM45 214H47V213H45ZM51 214H50V215H51ZM151 214H152V213H151ZM31 215H32V214H31ZM55 215H56V213H55ZM152 215H153V214H152ZM29 216H30V215H29ZM57 216H59V214H57ZM134 216H135V215H134ZM50 217H51V216H50ZM62 217L64 218V216H62ZM122 217H123V216H122ZM140 217H141V216H140ZM41 218H42V217H41ZM80 218H81V217H80ZM152 218H153V217H152ZM47 219H48V218H47ZM55 219H56V217H55ZM61 219H62V218H61ZM65 219H66V218H65ZM81 219H83V218H81ZM22 220H23V219H22ZM25 220H26V219H25ZM49 220H50V219H49ZM52 220H53V218H52ZM57 220H58V219H57ZM78 220H79V219H78ZM122 220H123V219H122ZM41 221H43V220L41 219ZM47 221H48V220H47ZM110 221H111V220H110ZM155 221H156V220H155ZM58 222H59V221H57L56 223H58ZM64 222H65V221H64ZM147 222H148V221H147ZM70 223H71V222H70ZM73 223H74V222H73ZM73 223H72V225H74ZM177 223H178V222H177ZM11 224H12V223H11ZM52 225H53V222H52ZM72 225L70 224L69 226H72ZM92 225H93V224H92ZM104 225H105V224H104ZM104 225H103V226H104ZM62 226H63V225H62ZM95 226H96V225H95ZM100 226H101V225H100ZM156 226H157V225H156ZM55 227H56V226H55ZM57 227H58V226H57ZM57 227H56V228H57ZM87 227H88V226H87ZM65 228L67 229V226H66ZM78 228H79V226H78ZM80 228H83V227L80 226ZM115 228H116V227H115ZM146 228H147V227H146ZM146 228H145V229H146ZM174 228H175V227H174ZM60 229H61V228H60ZM72 229L75 230V228H72ZM99 229H101V227H100ZM99 229H98V230H99ZM110 229H111V228H110ZM40 230H41V229H40ZM78 230H80V229H78ZM92 230H93V229H92ZM56 231H57V230H56ZM63 231H64V230H63ZM71 231H72V230H70V232H71ZM82 231H83V230H82ZM102 231H103V230H102ZM156 231H157V228H156ZM156 231H155V232H156ZM39 232H40V231H39ZM93 232H94V231H93ZM96 232H97V231H96ZM100 232H101V231H100ZM118 232H119V231H118ZM94 233H95V232H94ZM102 233H103V232H102ZM108 233H109V232H108ZM144 233H145V232H144ZM150 233H151V232H150ZM157 233H158V232H157ZM16 234H17V233H16ZM62 234H63V233H62ZM95 234H96V233H95ZM98 234H99V233H98ZM88 235H89V234H88ZM114 235H115V234H114ZM99 236H100V235H99ZM101 236H102V235H101ZM159 236H160V235H159ZM175 236H176V235H175ZM34 237H35V236H34ZM236 237H237V235H236ZM236 237H235V239H236ZM12 238H13V237H12ZM104 238H105V237H104ZM36 239H37V238H36ZM125 239H126V238H125ZM143 239H144V238H143ZM167 239H168V238H167ZM3 241H4V240H3ZM37 241H38V240H37ZM132 241H133V240H132ZM162 241H163V240H162ZM198 241H199V240H198ZM154 242H155V240H154ZM168 242H169V241H168ZM49 243H50V242H49ZM162 243H163V242H162ZM37 244H38V243H37ZM46 244H47V243H46ZM130 244H131V243H130ZM16 245H17V244H16ZM119 245H120V244H119ZM131 245H132V244H131ZM142 246H143V245H142ZM142 246H141V247H142ZM143 247H144V246H143ZM123 249H124V248H123ZM67 250H68V249H67ZM11 251H12V250H11ZM79 253H80V252H79ZM147 253H148V252H147ZM129 254H130V253H129ZM87 255H88V254H87ZM75 258H76V257H75ZM121 258H123V257H121ZM148 258H149V257H148ZM190 258H191V257H190ZM192 258H193V257H192ZM24 261H25V260H24ZM54 261H55V259H54ZM261 261H262V260H261ZM78 262H79V261H78ZM136 262H137V261H136ZM188 263H189V262H188ZM67 264H68V263H67ZM209 264H210V263H209Z\"/></svg>",
    "mask_w": 264,
    "mask_h": 264
}]
</instances>
